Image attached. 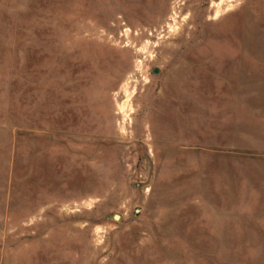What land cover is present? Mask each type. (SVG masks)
I'll list each match as a JSON object with an SVG mask.
<instances>
[{
	"label": "rangeland",
	"instance_id": "obj_1",
	"mask_svg": "<svg viewBox=\"0 0 264 264\" xmlns=\"http://www.w3.org/2000/svg\"><path fill=\"white\" fill-rule=\"evenodd\" d=\"M0 264H264V0H0Z\"/></svg>",
	"mask_w": 264,
	"mask_h": 264
},
{
	"label": "water",
	"instance_id": "obj_2",
	"mask_svg": "<svg viewBox=\"0 0 264 264\" xmlns=\"http://www.w3.org/2000/svg\"><path fill=\"white\" fill-rule=\"evenodd\" d=\"M155 72H157V69H155Z\"/></svg>",
	"mask_w": 264,
	"mask_h": 264
}]
</instances>
